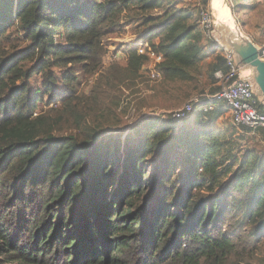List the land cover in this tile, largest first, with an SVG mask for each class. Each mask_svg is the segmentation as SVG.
Masks as SVG:
<instances>
[{
	"label": "trees",
	"instance_id": "trees-1",
	"mask_svg": "<svg viewBox=\"0 0 264 264\" xmlns=\"http://www.w3.org/2000/svg\"><path fill=\"white\" fill-rule=\"evenodd\" d=\"M229 1L234 15L264 2ZM208 5L0 0V264H264V129H219L227 104L204 112L206 99L122 142L147 58L102 68L104 41L131 27L162 56L163 84L206 69L214 95L227 68L202 43Z\"/></svg>",
	"mask_w": 264,
	"mask_h": 264
},
{
	"label": "rangeland",
	"instance_id": "rangeland-1",
	"mask_svg": "<svg viewBox=\"0 0 264 264\" xmlns=\"http://www.w3.org/2000/svg\"><path fill=\"white\" fill-rule=\"evenodd\" d=\"M196 1L197 0H185V2L188 3ZM228 2L230 6V1L228 0ZM180 4L185 3L180 2ZM210 4H212V9L210 8ZM214 7L215 6L213 5V0H209L207 9L211 13L212 20L213 16L214 19H216V8ZM232 15L237 22L242 35L249 39L250 43L253 44L254 48L257 50V52H259L258 54H260V58L264 61V2L260 3L255 10L245 11L243 13H236L235 15ZM218 25L216 29L213 28V32L211 34V43L217 41L220 44H225L227 38L231 40V38H229V36L231 35L228 33L227 29L222 27L219 28ZM104 42L106 44L107 50L114 49L115 51H124V49H126L125 44L140 43V34L137 35L136 33H134L131 27H125L121 35L114 38H109ZM210 50H213L212 47ZM215 54H218V52H216ZM102 62H104L103 59ZM122 63L123 61H118L113 63L112 65ZM203 64V66L205 67L207 63L204 62ZM152 70L153 68L150 63L144 66L143 70L140 72V82H138L139 84H137L134 93L129 95V97L124 101L123 107L127 109V114L123 116V118L121 119V123L119 121V123L116 125L123 127L118 130L124 132L121 137L122 142L124 141V138L128 133H130L132 139L136 138V126H138L141 120L158 116H160L162 120L172 118L170 116L175 111L180 109L184 104L189 103L191 100L198 98L199 102H202V100H206V96H210L211 92H213L216 87L208 80V77L205 74L206 69L203 70L198 84L168 83L167 85L163 84V80L161 77L152 80L150 78ZM96 77L97 74L83 79L78 87L77 96H89L91 87ZM193 105L196 104L193 103ZM221 108L225 109V106ZM195 115H197V113ZM114 117L116 116H113L112 119H114ZM215 125L219 129H231L232 125L230 122L229 112L219 120L217 119V121H215ZM112 130L113 129L111 128L110 131ZM249 138H254L257 142H259L257 138L253 137L252 133L249 135ZM260 140V143L264 148V141L262 139Z\"/></svg>",
	"mask_w": 264,
	"mask_h": 264
},
{
	"label": "built area",
	"instance_id": "built-area-1",
	"mask_svg": "<svg viewBox=\"0 0 264 264\" xmlns=\"http://www.w3.org/2000/svg\"><path fill=\"white\" fill-rule=\"evenodd\" d=\"M198 16V24L202 30L203 41H212L213 20L210 11L201 8ZM125 47L124 51L108 49L104 55L105 59L103 57L102 68H109L118 61L127 62L128 52L134 50L138 55L147 58L146 65L151 64L153 70L150 78L155 80L161 77L158 66L162 62V56L155 53L145 41H140L139 44H125ZM218 51L222 54L227 71L225 73L220 71L214 73L219 91L212 96H206L207 104L202 107L203 111H211V103L215 100H222L227 104L230 121L234 127H247L252 130L264 129V112L257 111V100L252 90L251 80L237 66L232 53L221 46H219ZM198 102L199 98L184 104L171 115L172 119L180 122L188 118L193 112V103L196 104Z\"/></svg>",
	"mask_w": 264,
	"mask_h": 264
},
{
	"label": "water",
	"instance_id": "water-1",
	"mask_svg": "<svg viewBox=\"0 0 264 264\" xmlns=\"http://www.w3.org/2000/svg\"><path fill=\"white\" fill-rule=\"evenodd\" d=\"M229 15L236 29L237 38L232 35L230 30L228 33L231 35L229 40L225 41V44H221V47L232 53L235 62L242 72L246 73L252 82V90L254 94H258L262 100H264V61L260 58L259 52L254 48V45L250 43L249 39L242 35L237 22L235 21L228 0H225ZM216 24L213 18V28L216 29Z\"/></svg>",
	"mask_w": 264,
	"mask_h": 264
},
{
	"label": "bare ground",
	"instance_id": "bare-ground-1",
	"mask_svg": "<svg viewBox=\"0 0 264 264\" xmlns=\"http://www.w3.org/2000/svg\"><path fill=\"white\" fill-rule=\"evenodd\" d=\"M213 5L216 8V19H214V22L216 26L218 25L219 28H225L227 30H230L233 36L237 38L236 29L233 25V22L229 15V9L225 2V0H213ZM226 16V17H225ZM214 18V16H213Z\"/></svg>",
	"mask_w": 264,
	"mask_h": 264
},
{
	"label": "crops",
	"instance_id": "crops-1",
	"mask_svg": "<svg viewBox=\"0 0 264 264\" xmlns=\"http://www.w3.org/2000/svg\"><path fill=\"white\" fill-rule=\"evenodd\" d=\"M210 8L212 9V4H210ZM202 43H203V45H204V48H205V51H208V53H209V55H210V57L212 56H217V55H220L221 57H222V54L218 51V49H219V46H221V44L219 43V42H217V41H215V42H212L211 43V41L210 42H205V41H202ZM220 44V45H219ZM211 47H212V49L214 50H210L211 49ZM218 52V54H215L216 52ZM215 52V53H214ZM210 57H207L206 58V61H209L210 60ZM223 58V57H222ZM244 73V75L246 76V73L245 72H243ZM255 95V97H256V100H257V111H259V112H264V100H262L261 99V97L260 96H258V94H254ZM259 105L260 106H262L263 108L261 109V111L260 110H258V107H259ZM227 114H228V112H227ZM231 122V121H230Z\"/></svg>",
	"mask_w": 264,
	"mask_h": 264
}]
</instances>
